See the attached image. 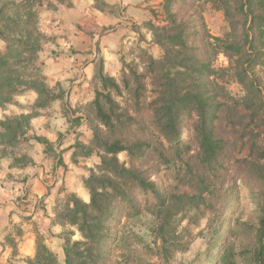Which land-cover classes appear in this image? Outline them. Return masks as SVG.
Returning a JSON list of instances; mask_svg holds the SVG:
<instances>
[{
	"label": "trees",
	"instance_id": "trees-1",
	"mask_svg": "<svg viewBox=\"0 0 264 264\" xmlns=\"http://www.w3.org/2000/svg\"><path fill=\"white\" fill-rule=\"evenodd\" d=\"M57 4L69 0H0V109L27 91L36 109L63 101L38 65L39 8ZM161 7L163 24L147 23L158 56L142 50L140 69L122 58L119 79L96 62L85 152L100 163L83 181L89 199L70 193L55 212L62 260L38 237L28 264H173L203 234L204 256L185 264H264V0ZM206 8L221 12L223 35L208 31ZM219 54L227 65L215 64ZM35 114L0 119V146L22 140Z\"/></svg>",
	"mask_w": 264,
	"mask_h": 264
},
{
	"label": "crops",
	"instance_id": "crops-1",
	"mask_svg": "<svg viewBox=\"0 0 264 264\" xmlns=\"http://www.w3.org/2000/svg\"><path fill=\"white\" fill-rule=\"evenodd\" d=\"M105 1L115 4V0ZM142 2L121 0L122 13L140 14ZM156 4L161 9V0ZM105 13L109 12L97 9L93 0H69V6L57 4L56 11L40 13V29L45 34L52 31L54 36L41 44L38 59L42 74L48 86L62 91L64 98L36 109L23 136L26 149L21 153L0 151V264H28L38 237L61 260L59 233L63 227L54 223L55 212L70 193L83 201L89 199L83 181L100 163L96 151L85 152L92 139L85 108L94 96L96 62L102 60L103 71L116 77L122 54L136 38L122 21L128 16H120V24L101 33L100 28L114 23ZM150 36L148 32V41ZM30 95L34 101L36 95ZM35 137L46 139L49 147ZM21 155L27 156V161L21 162Z\"/></svg>",
	"mask_w": 264,
	"mask_h": 264
},
{
	"label": "rangeland",
	"instance_id": "rangeland-1",
	"mask_svg": "<svg viewBox=\"0 0 264 264\" xmlns=\"http://www.w3.org/2000/svg\"><path fill=\"white\" fill-rule=\"evenodd\" d=\"M93 1H94V4L96 3L100 8H104V10H107L109 13H105V14H107L109 17H112V20L114 22L113 24L110 23L107 26H103L102 28H100L101 33L105 32V30H109L108 32H110L111 31L110 29H112L114 27V25L120 24V22H121L120 16L130 17L129 19H125L122 21H125L123 23L127 22L126 25L128 27H130V30L133 33L137 34V35L135 34V37L137 38V40L135 38L133 40L132 44L130 45L129 50L122 54L121 58H123V60L137 64L138 68L140 69L142 66V63L140 61V56H141L142 50H147L149 53H151L154 56L159 55L160 50H159L158 46L153 43L152 33H151V31L147 25L148 22H151L155 25L163 24L162 7H161V9L156 8V6H158L156 4L157 0H143L144 2L141 3L143 5V8L140 9V14H138V15H135V14L130 15V14L122 13L124 11L121 10V6H120L121 0H115V4H114L113 8L105 6V4H104L106 2L105 0H93ZM148 2H150V4L147 5ZM149 7H154V8H149ZM143 10H145V11H143ZM39 11H40V13H42L43 9L39 8ZM110 11H112L113 13H111ZM135 16H137V18H135ZM204 17H205V22H206L208 31L210 32L211 35L221 36L227 30V26L223 20V16H222L220 11H215V10H212L210 8H206L205 12H204ZM40 18H41V16H40ZM133 18H134V20H133ZM137 23H139V24H137ZM38 27H39V30L41 31V33L44 35V38L41 41L42 43H44V42L47 43V40H50V39L53 40L54 39L53 38L54 36L52 35V31L50 32L51 34H49V33L45 34L40 29L41 28L40 24ZM148 32L151 35L150 36L151 39L149 41L146 38ZM47 35H50V36H47ZM92 37L93 36H91V38ZM135 42H136V44H135ZM141 44H142V46H141ZM147 44H149V45H147ZM95 50H96V48H95ZM53 55H57V52L53 51ZM215 64L217 66H225V65H227V59L225 58V56L223 54H219L216 57ZM38 65L40 67L41 74H42V64L40 63L39 59H38ZM120 74H121V69L118 72L117 76L114 78L119 79ZM260 75H261L262 81L264 83V69L261 70ZM42 76L45 78L44 74H42ZM55 87H56V85L54 86V88ZM229 89L235 94L240 93V89L236 84H233V83L230 84ZM31 92L32 91H27V92L22 93L21 95L16 96L14 98L15 104H10V105L5 106L4 109H0V119H2L4 116L19 115L17 113H19L21 111H23L22 114H25L26 110H28V113H35L36 108H34V106H33V103L35 100L34 101L32 100L33 99L32 95H30ZM26 94H28V95H26ZM147 95L148 96L146 97V101H148L150 99L149 94H147ZM18 98L20 100L23 98V100H21V102H20L18 100ZM117 100L122 105H124V104L130 105L128 102H125L124 98H117ZM24 139L25 138L22 137V141L20 142V144L17 143L15 146L4 145L3 147H0V151L2 150L3 153L8 152V151H11V152L16 151L17 153H21V151L24 150L25 146L28 144L27 142H25ZM19 159L21 160V162L27 161V156L21 155L19 157ZM118 159L120 161H125V162L128 161V157H127L125 152L119 153ZM74 232H75V235L73 238L74 239L80 238L78 232L77 231H74ZM206 239H207L206 234H203L201 237L197 238L193 242L190 249L186 253H181V254L176 255V257L173 261V264H185L186 262H188L189 260L194 258L197 253H200L202 256H204V250L206 248ZM237 264H242V263L238 260Z\"/></svg>",
	"mask_w": 264,
	"mask_h": 264
}]
</instances>
